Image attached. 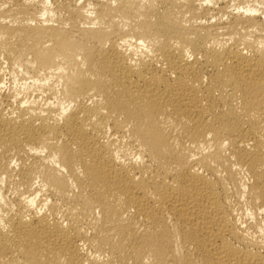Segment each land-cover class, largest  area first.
<instances>
[{
    "label": "bare ground",
    "instance_id": "6f19581e",
    "mask_svg": "<svg viewBox=\"0 0 264 264\" xmlns=\"http://www.w3.org/2000/svg\"><path fill=\"white\" fill-rule=\"evenodd\" d=\"M0 264H264V0H0Z\"/></svg>",
    "mask_w": 264,
    "mask_h": 264
},
{
    "label": "rangeland",
    "instance_id": "374dc122",
    "mask_svg": "<svg viewBox=\"0 0 264 264\" xmlns=\"http://www.w3.org/2000/svg\"><path fill=\"white\" fill-rule=\"evenodd\" d=\"M6 78H8V76H6ZM248 207L247 206H245V207H243V210L245 211V209H247Z\"/></svg>",
    "mask_w": 264,
    "mask_h": 264
}]
</instances>
